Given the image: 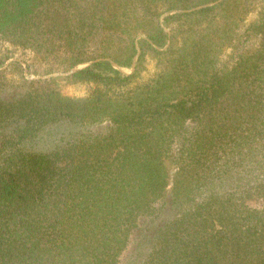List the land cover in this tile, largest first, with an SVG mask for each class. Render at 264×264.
Segmentation results:
<instances>
[{"label": "trees", "instance_id": "trees-1", "mask_svg": "<svg viewBox=\"0 0 264 264\" xmlns=\"http://www.w3.org/2000/svg\"><path fill=\"white\" fill-rule=\"evenodd\" d=\"M0 37L69 73L0 59V264H264V0H0Z\"/></svg>", "mask_w": 264, "mask_h": 264}, {"label": "rangeland", "instance_id": "rangeland-1", "mask_svg": "<svg viewBox=\"0 0 264 264\" xmlns=\"http://www.w3.org/2000/svg\"><path fill=\"white\" fill-rule=\"evenodd\" d=\"M258 3V2H257ZM260 6L255 4V8L251 10V12L247 15L246 23H250L254 21L259 15ZM259 39L257 37L252 38L248 42H246L247 48L254 50L258 47ZM233 53V48H227L223 54V58L227 59ZM12 56L11 59L8 60L7 64L12 60H19L25 67V74L29 78L39 79V78H48L51 76H59L65 77L69 73L63 72L61 67L56 64L55 60L44 58L43 56L37 55L35 52L31 50H26L21 47H15L9 42L1 39L0 37V59L4 56ZM235 59L233 58L231 61L233 62ZM6 64V65H7ZM6 65L4 67H6ZM84 65H80L75 69H78ZM115 67L120 69L124 73H131L133 71L132 68L122 67L114 64ZM164 65L159 61V59L154 58L152 56H148L145 63V70L142 72L141 77L139 78V82L147 81L152 78L157 72L162 70ZM74 70V69H73ZM9 77H15L14 74L9 73ZM17 78V76L15 77ZM95 85L90 83H70L66 80L60 81V88L63 94L73 97H83L89 94ZM108 123H104L102 125L96 126V130H104L107 127ZM166 164L169 171V180L172 181L174 172L176 170V166L173 163L171 158L166 160ZM262 200H252L249 202V205L252 207H261ZM142 223V222H141ZM138 237V231H136L133 235V242L129 246L128 250L122 255L121 263L126 260V258L134 251L135 249V241Z\"/></svg>", "mask_w": 264, "mask_h": 264}]
</instances>
